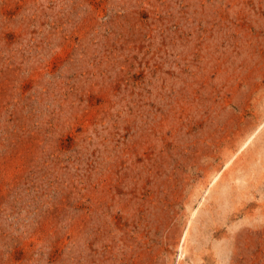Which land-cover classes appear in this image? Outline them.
<instances>
[{"label": "rangeland", "instance_id": "obj_1", "mask_svg": "<svg viewBox=\"0 0 264 264\" xmlns=\"http://www.w3.org/2000/svg\"><path fill=\"white\" fill-rule=\"evenodd\" d=\"M0 264H264V0H0Z\"/></svg>", "mask_w": 264, "mask_h": 264}]
</instances>
